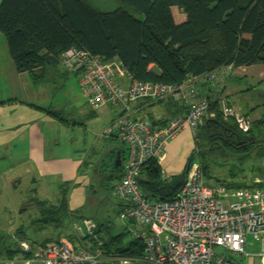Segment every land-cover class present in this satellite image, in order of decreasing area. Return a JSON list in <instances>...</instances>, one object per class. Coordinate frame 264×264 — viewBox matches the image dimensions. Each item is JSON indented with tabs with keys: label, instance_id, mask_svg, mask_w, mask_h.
Returning <instances> with one entry per match:
<instances>
[{
	"label": "trees",
	"instance_id": "obj_1",
	"mask_svg": "<svg viewBox=\"0 0 264 264\" xmlns=\"http://www.w3.org/2000/svg\"><path fill=\"white\" fill-rule=\"evenodd\" d=\"M100 1L109 5L112 0H96V4L94 0H4L0 31L7 37L17 70L27 72L34 83L47 81L49 68L60 63L73 72L67 68L63 54L77 47L99 57L106 65L114 66L122 60L139 81L181 86L191 75L196 79L193 86L198 91L194 98L209 103L203 122L192 132L199 149L193 150L189 157L191 167L198 155L197 165L206 176L211 174L210 154L220 153L241 161L253 153L264 155V117L251 122L250 130L244 132L235 119L236 107L231 103L222 106L217 97L228 68L264 64V0H113L117 2L113 9L97 5ZM174 7L186 14L182 23L176 22ZM203 84H209L210 90L216 87L217 96L206 95L200 88ZM144 101L140 107L138 103L134 105L138 110L135 116L142 117L146 105L160 103L167 114L150 117L158 124L184 115L191 106L173 94ZM112 106L120 108L114 119L122 115L123 107ZM51 114L67 121L58 111L52 110ZM162 170L163 165L157 159L146 162L141 184L148 196L170 198L183 185L184 171L169 179ZM229 175L234 178L238 174L230 169ZM218 180L228 188L249 186L241 179ZM72 187V182L62 183L57 204L34 197L40 208L39 216L9 235L14 239L11 244L5 241L8 235H0V251L14 257L24 254L22 242H28L32 248L54 242L53 239L31 242L27 230L30 225L60 226L68 216H77L70 208ZM105 226L100 224V230ZM126 237V228L108 236L107 250L140 255L143 242Z\"/></svg>",
	"mask_w": 264,
	"mask_h": 264
},
{
	"label": "built area",
	"instance_id": "obj_2",
	"mask_svg": "<svg viewBox=\"0 0 264 264\" xmlns=\"http://www.w3.org/2000/svg\"><path fill=\"white\" fill-rule=\"evenodd\" d=\"M63 58L67 68L79 74L80 89L93 109L104 105L124 109L105 131V136L118 138L129 150L112 189L121 200L120 218L126 222L128 238L143 242L144 248L140 255L109 252L108 237L101 235L96 222L81 216L73 224L74 235L35 248L22 242L26 255L22 253L12 264H244L246 257L264 264V180L254 186L212 187L195 164L186 183L170 198L153 201L158 198L142 189L146 162L155 158L163 165L168 143L186 129L196 132L207 115L208 101L194 98L196 79L190 75L181 86L139 81L122 60L106 65L77 47L66 50ZM171 94L191 103L184 115L165 124L135 116L136 103L140 107L148 98ZM235 119L241 130H250L247 116L236 110ZM162 174L168 177L165 169ZM217 247L225 251L218 253Z\"/></svg>",
	"mask_w": 264,
	"mask_h": 264
},
{
	"label": "rangeland",
	"instance_id": "obj_3",
	"mask_svg": "<svg viewBox=\"0 0 264 264\" xmlns=\"http://www.w3.org/2000/svg\"><path fill=\"white\" fill-rule=\"evenodd\" d=\"M94 3L96 4V0H94ZM103 4L104 1H100L97 5L102 8L109 6L104 9H113L117 6V2L113 0L109 5ZM0 53L6 58L10 56L7 37L2 31H0ZM48 75L47 81L39 83V85L44 86L41 89L43 99L51 110L58 111L64 118L68 119L65 123H57L61 126L62 149H60V153H62L61 155L67 154L69 157L87 161L88 164H92V169L96 172L94 183L97 189L96 196L94 193L95 188H92L93 191L88 193L90 203L79 208L75 214L86 213L97 225L107 224L101 230L103 237L117 234L126 227V222L120 218L121 207L119 203L121 200L113 195L112 189V186L119 181L120 177H108L103 174L105 169L103 160L114 148L124 150L123 155L125 158L129 155L127 146L121 140L116 137L105 136L107 127L119 113L120 108L107 105L94 111L80 89L79 74L68 71L61 63L55 68H49ZM143 112V116L149 118L151 116L162 117L167 114L165 106L160 103L153 106L146 105ZM51 128L52 130L56 129L55 127ZM258 136L260 137V133H258ZM190 137L191 141L187 144H183L186 139H182L178 143L174 142L175 144L171 143V145V141L168 143V156L164 163V168L169 179L172 178L174 173L182 169L185 172L192 151L199 149L195 143V135L192 133ZM262 138L260 137V139ZM177 144H183V146L178 145V147ZM199 158L197 155L193 163L197 164ZM229 158L222 156L220 153L210 154V161L212 162L210 167L211 174L205 176V181L208 185L219 187L222 183L219 182L218 178L225 181L233 179L229 175L230 169L236 170L238 175L235 179H241L245 176L247 182L252 181L254 174L261 173L260 167L263 165L264 156L261 157L253 153L242 161L235 157ZM124 161L125 159H123ZM234 165L237 166L234 168ZM12 174V172H9L2 178L0 176V187L2 188L0 189V235H8L5 239L7 245L14 242L13 237L9 235H14L16 230L11 227L21 223H25L28 226L31 224L32 219L39 215L40 211L37 204L30 200L29 197H26L27 194L25 192H16L13 189L12 184L8 181V177ZM28 185L30 183L27 181L24 186L27 188ZM58 190L56 188L48 191L39 188L37 195L41 199L46 198L50 203L57 204L60 198ZM160 200L161 198L153 199V201ZM77 219L76 215L68 216L60 226L40 227L38 225H30L27 230V239L31 242L41 243L47 239L56 240L64 236L74 235L73 224ZM254 246V250L259 252L258 244ZM216 250L218 253L225 251L221 247H217ZM243 262L244 264H261L258 258L252 260L250 257H246Z\"/></svg>",
	"mask_w": 264,
	"mask_h": 264
},
{
	"label": "crops",
	"instance_id": "obj_4",
	"mask_svg": "<svg viewBox=\"0 0 264 264\" xmlns=\"http://www.w3.org/2000/svg\"><path fill=\"white\" fill-rule=\"evenodd\" d=\"M173 13L178 23H182L186 18V14L179 7H174ZM226 72L227 77L223 80L224 85L218 96L215 92L216 87L210 90L209 84L201 85V90L208 96L216 95L220 98L222 106L231 103L251 122L263 118L264 64L232 67ZM42 87L44 86L34 83L27 72L17 70L11 55L6 58L0 53V176L2 178L12 172L8 181L13 189L16 192H25L26 197L32 201L34 197H38L39 188L48 191L57 188L59 193L62 183L72 182L73 187L69 194L70 208L76 213L79 208L90 203L88 193L93 191L92 188H95L96 196L97 189L94 184L96 172L92 169V164H88L87 161L69 157L67 154L61 155V126L57 123L67 121L51 114L52 110L43 99ZM59 116L64 118L61 114ZM51 127L56 129L52 130ZM191 134V130H184L171 140L170 145L182 139H186L183 144L189 143ZM183 144H177V146H183ZM260 168L261 173L254 174L251 182H247L245 176L241 178V181L251 186L262 182L264 162ZM163 169H165L164 164ZM183 170L174 174H180ZM27 181L30 185L26 188L24 184ZM41 200L48 201L46 198ZM79 214L88 216L86 213H77V216ZM21 225L27 226L21 223L11 228L16 230ZM17 258L20 256L10 257L0 251V264H12Z\"/></svg>",
	"mask_w": 264,
	"mask_h": 264
},
{
	"label": "water",
	"instance_id": "obj_5",
	"mask_svg": "<svg viewBox=\"0 0 264 264\" xmlns=\"http://www.w3.org/2000/svg\"><path fill=\"white\" fill-rule=\"evenodd\" d=\"M4 0H0V8L3 5ZM116 157L114 164L116 165V171L114 172L115 174H119L122 171V150L120 148H114L112 149L109 154L107 155V157L103 160V166L105 167V169L103 170V174H105L106 172H108V170L112 169V165L110 164V162L112 163V160H110V157ZM191 163H192V158L188 161L187 163V167L185 170V174H184V183H186L187 178H188V174L191 168ZM106 175V174H105ZM114 176V175H111Z\"/></svg>",
	"mask_w": 264,
	"mask_h": 264
},
{
	"label": "flooded vegetation",
	"instance_id": "obj_6",
	"mask_svg": "<svg viewBox=\"0 0 264 264\" xmlns=\"http://www.w3.org/2000/svg\"><path fill=\"white\" fill-rule=\"evenodd\" d=\"M115 159H116L115 155H114V157H110V160H112V163L110 162V164L112 165L111 166L112 169H111V171L109 169L108 172H106L105 174L108 175V176L114 175L116 177H119V176H121V173H119V174H115L114 173L116 171L115 170L116 169V165L114 164Z\"/></svg>",
	"mask_w": 264,
	"mask_h": 264
},
{
	"label": "clouds",
	"instance_id": "obj_7",
	"mask_svg": "<svg viewBox=\"0 0 264 264\" xmlns=\"http://www.w3.org/2000/svg\"><path fill=\"white\" fill-rule=\"evenodd\" d=\"M122 163H123V150H122ZM121 174H122V171H121ZM108 176V175H107ZM108 177H113V176H108ZM116 177V176H115ZM119 177H121V176H119ZM249 186H251V185H249ZM120 204V203H119ZM81 216H84V215H78L77 217H81ZM86 217H88V216H86ZM90 218V217H89ZM100 225V224H99ZM98 225V226H99ZM100 228V227H99Z\"/></svg>",
	"mask_w": 264,
	"mask_h": 264
}]
</instances>
